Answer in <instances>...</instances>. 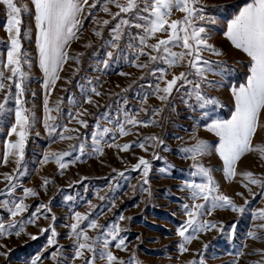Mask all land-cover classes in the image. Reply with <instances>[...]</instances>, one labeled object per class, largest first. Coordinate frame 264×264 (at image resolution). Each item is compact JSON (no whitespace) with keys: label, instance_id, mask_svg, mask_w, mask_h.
<instances>
[{"label":"rangeland","instance_id":"rangeland-1","mask_svg":"<svg viewBox=\"0 0 264 264\" xmlns=\"http://www.w3.org/2000/svg\"><path fill=\"white\" fill-rule=\"evenodd\" d=\"M23 2L27 3L30 9L33 8L31 0ZM88 2L90 5L93 0ZM246 2L250 0H201L198 5L204 9L206 17H214L217 22L212 24L197 21V24L208 29L209 43L223 53L220 56L208 51L203 53L209 61L217 62L219 70L223 73L208 74V80L219 81L218 84L201 85L204 93L218 100V104L209 105L205 110L189 107L196 105L194 97L185 103L184 94L188 88H182L179 92L174 89L167 102L150 95L152 89L149 85L159 82L161 87L165 86L151 75L152 70L168 66L163 63H149L147 55L136 58V48L144 46L139 45L138 41H131L129 34L135 36L141 33L140 29L126 28L123 37L117 42L120 48L112 49L108 45L107 42L112 39L111 29L121 18L130 19V14L121 13L113 19V14L119 12V9L115 4H109L111 14L103 12L101 7L104 0L92 9V16L88 15L86 7L81 17L79 39L73 40L67 48L69 57H78L79 63L69 59L63 65L59 73L60 79L48 95L50 108H55L60 102V111L51 113L57 117L56 123L69 129H79L78 132L64 133L73 139H60L58 135H49L44 127V101L47 93L43 87L44 73L38 64L34 10L31 14L22 13V43L24 50L31 57L32 65L31 68L25 66L29 80L24 100L25 106L34 112L35 121L25 145L24 160L17 165L15 156H8V162L5 164L7 142L17 139L15 135L9 136L10 128L15 122L12 111L15 108L14 100H9L6 106L9 111L0 116V190L5 189L7 183L3 174L17 177L14 181L17 184L15 191L11 196H0V200L18 202L24 199L28 210L15 217L17 221L28 220L38 210L39 218L35 219L34 223H25V230L19 236L14 234L15 230L12 235L0 236V253L6 254L0 255V264H31L37 256L41 257L38 264H88L92 253L85 252L83 258H75V237L70 235V225L75 222V212L90 214V219L97 218L99 225L107 226L111 222H117L124 229L120 236L125 238L126 250L115 248V241L110 245V250L125 264L130 261H133V264L137 261L138 264H200L201 261L203 264H264V254L258 251L264 250V229L257 227L264 221L256 218L257 211L264 209V187L254 184L245 187L248 182L240 175L250 171L264 179V152L259 150L264 148V112L260 114L259 126L252 139L254 150L246 153L237 162L238 174L232 180L225 178L223 161L215 151L219 137L207 129L213 119H231L235 112L233 89L246 85L250 75L251 58L241 49L235 48L225 34L227 24L238 15ZM120 3H125V0H120ZM183 16L184 13L174 10L170 19H182ZM103 20L110 23L105 26ZM5 21L6 9L0 4V41H3L0 42V54L6 56L8 35L5 31ZM24 29L30 30V38H24ZM96 31H100L101 36H96ZM166 35L158 33L156 37L149 38L147 43L154 44L159 38H166ZM130 42L133 43L132 48L127 47ZM107 51H113L114 57L105 69L101 61L106 59ZM144 51L150 52L151 49L145 47ZM173 51L182 49L176 47ZM145 63H149V67L136 66ZM189 71L191 69L187 63L177 65L168 69L166 79L171 80L173 75ZM88 78L101 93L99 96L90 93L93 103H84L86 97L81 93L80 85L86 84ZM12 91L15 92L14 85ZM146 94H149L147 101L142 102L141 98ZM5 95L6 91L0 92V101ZM70 97L75 98L77 104L70 103ZM85 109L87 112L81 119L87 121V128L71 119L69 115L78 111L84 112ZM154 110H159L158 114H155ZM203 111L209 112L208 119L203 118ZM125 112L135 116L137 120L154 122H150L147 127L126 125L130 134L120 135L115 121L117 117L123 121ZM105 113L111 118V123L102 115ZM98 120L102 127L113 130L102 142L103 154L81 156L74 163H68V167L63 170L54 159L44 161L45 155L63 152H72L71 156L64 158L65 162L75 160L77 153L73 151V146L85 140L87 150L91 152V134ZM57 131H62V127ZM147 137H158L163 144L148 141L145 145L148 151L145 152L138 144ZM199 140L207 141L212 148L210 153L198 158L199 162L212 170L220 192L231 197L245 211L239 213L227 208L216 209L211 215L202 217L218 227L199 233L197 239L185 245L188 251L181 252L179 244L183 243V240L178 235V228L187 219L183 205L193 204L190 190L185 188L184 184L191 181L200 183L203 178L190 174L194 170V162L184 158L178 150L182 147H192ZM109 144H132V147L128 151H121L120 147H109ZM165 147L168 150H165ZM154 153L163 159H154ZM140 157L149 160L152 165L147 185H142L141 172L132 171ZM17 168L20 169L19 172L16 171ZM160 168H167L168 171L161 173ZM119 172H125V176L120 177ZM45 179L50 181L46 186ZM27 188L34 189L38 195L25 197L24 189ZM68 197L72 199L69 200ZM41 205H47L50 211L41 209ZM101 211L103 215H99ZM120 215L125 217L123 221L119 220ZM0 220L5 225L12 221L10 213L2 205ZM87 223L83 222L80 227L85 228L88 235L95 239L103 229L88 228ZM50 225L58 234L55 245L49 242L51 232L42 231ZM252 231L257 233L258 239L248 235ZM33 236L36 239H32ZM53 253H56L55 259L52 258ZM95 264H106V261L97 256Z\"/></svg>","mask_w":264,"mask_h":264},{"label":"snow or ice","instance_id":"snow-or-ice-1","mask_svg":"<svg viewBox=\"0 0 264 264\" xmlns=\"http://www.w3.org/2000/svg\"><path fill=\"white\" fill-rule=\"evenodd\" d=\"M201 0H125V3H120V0H104L101 10L105 13L111 14L109 4H115L119 12L113 14V19L120 16L121 13L130 14V19L121 18L119 22L111 29L112 39L108 41V45L112 49L120 48L117 43L124 35L126 28L140 29L141 33L135 36H130L131 41H138L139 45L144 47H137L136 58L140 55H147L149 63H163L167 68L153 69L151 75L155 76L157 81L163 82L164 87L160 83L149 85L152 89L150 95L156 96L160 101L167 102L172 96L173 90L179 92L182 88H188L184 94L186 99L185 103L193 97L196 100V105H189V107L199 108L205 110L209 105L218 104V100L209 97L202 91V84L214 86L219 81L208 80V74L223 75L219 70L217 62L209 61L203 56L205 51L211 52L214 55L220 56L223 53L215 48L214 45L209 43L210 37L208 29L203 25H198L197 21H204L205 23L215 24L217 21L214 17H206L204 9L198 7ZM0 4L5 6L6 21L5 31L8 35L6 56L0 54V92H5L4 99L0 101V116H3L9 109L6 107L9 100H14L15 108L13 115L15 118L14 124L11 126L9 136L15 135V141L9 140L7 142V154L4 158V163L7 164L8 156H15L17 165L21 164L24 160V149L30 135V131L35 121L34 112L25 106L24 94L26 90L27 81L29 80V73L25 70V66L31 68V57L24 50L22 43V13L31 14L34 10L33 19L36 26V45L38 51V64L44 73L43 87L47 95L44 101V127L48 130L49 135H58L60 139H73L72 136H66L64 133L76 131L79 129H69L66 126H61L56 123L57 117L51 115L53 111L59 112V103L55 108H50L48 103V95L54 89L56 82L60 79V71L63 65L69 59L75 60L79 63L78 57H69L67 48L73 40L79 39L78 32L82 27L81 17L88 8V15L92 16V9H95L101 0H93L89 5L88 0H31L33 8H29L27 3L23 0H0ZM179 11L184 13L182 19L172 20L170 17L173 12ZM147 13V15H141ZM100 23V21H96ZM103 25H108L110 21L103 20ZM158 33H166V38H159L154 44H148L149 38H154ZM227 38L237 49H241L251 58L250 75L247 79L246 85L240 86L238 89H233L235 97V112L229 120H216L213 119L207 125L210 132L215 133L219 137V144L215 151L219 154L223 161V172L225 178L232 180L237 176L236 165L237 162L246 153L253 151L252 139L259 126L260 114L264 112V0H250L246 2L242 9L239 10L230 23L227 24L226 31ZM96 36H101L100 31L95 32ZM31 32L29 29H24V38H30ZM3 42V41H0ZM128 48L133 47V43H129ZM151 49L150 52H145L144 48ZM179 47L182 51H173V48ZM123 51V50H121ZM156 53V54H152ZM119 55V54H117ZM114 57L113 51L106 52V59L101 61L103 68L109 67V61ZM149 63L137 64V67L147 68ZM187 63L191 71L185 73L181 72L179 75H173L171 80H167L168 69L177 65ZM214 65H216L214 67ZM6 73H8L6 75ZM123 75V73H122ZM196 77L197 79H190ZM5 81L12 83L6 84ZM182 83H179L181 82ZM179 84V86H178ZM15 87V92L12 87ZM191 86V87H189ZM81 93L86 98L84 103H93L90 93L96 96L101 95L95 86L92 85L90 78L87 79L86 84H81ZM142 97V102L147 101V95ZM69 102L74 105L77 104L75 98L70 97ZM125 103H127L125 101ZM159 110H154L158 114ZM87 112L70 113V118L76 120L81 126L87 128V121L81 117ZM107 117V114H102ZM125 119L121 121L119 117L116 118V126L120 135L126 136L130 134V130L126 125L138 126L142 125L147 127L150 122L154 121H140L135 116L129 115L125 112ZM209 112L203 111V118H209ZM62 127V131L58 132L57 129ZM112 129L102 127L97 121L95 130L91 134V152L87 150V141H82L79 145L73 146V151L77 153L75 160L65 162V157L71 156L72 152L51 153L43 157L45 162L54 159L59 165L61 170L68 167V163H74L79 160L81 156L103 154L102 142L105 137L112 133ZM148 141L153 144H163L162 140L158 137H147L143 142L138 144V147L145 152L148 148L145 146ZM109 147H120L121 151H128L132 144H124L123 146L109 144ZM165 150H168L165 147ZM264 152V148L259 149ZM184 155V158L191 159L194 163V169L190 174L192 176H199L203 178V182L197 183L195 181L185 182L184 187L190 190V198L193 204L185 203L187 219L178 228V235L182 238L183 243L179 244L181 252H187L186 244L191 243L198 238V234L204 231L217 228V224L202 219V217L211 215L216 209H231L234 212L243 213L245 209L238 206L231 197L220 192V186L212 175V170L199 162L198 158L210 153L211 146L205 140H199L192 147H182L178 150ZM154 159H163L158 154H153ZM169 167H173L169 165ZM152 165L149 160L140 157L138 163L132 168V171H139L142 173V185L149 183L148 176L151 171ZM20 171L19 168L16 169ZM115 171V170H114ZM161 173H166L167 168H160ZM246 183L259 185L264 187V179L257 177L254 173L247 171L241 173ZM120 177L125 176V172H119ZM3 179L7 182L5 189L0 190V196H11L17 188L14 182L17 177L12 174H3ZM50 181L44 180L46 186ZM251 189H249L250 191ZM25 197L37 196L38 193L32 189H24ZM242 195V194H238ZM71 200V197H68ZM101 199H103L101 197ZM203 201V203H196V201ZM0 205L7 209L12 217V221L5 225L0 220V236H9L14 234L19 236L25 230V223H34L35 219L39 218V210L32 214V217L26 221H17L15 217L23 214L28 210V205L25 204L24 199L17 201L0 200ZM41 209H48L47 205H41ZM99 215H103L101 211ZM256 218L264 221V209L258 210ZM55 219V217H53ZM125 217L119 216V220L123 221ZM74 223L70 225V235L75 237L74 247L75 258H83L85 252L92 253L91 258L88 259V264H95L97 256L105 260L106 264H125L110 250V245L115 241V248L126 250L125 238L120 236L124 230L117 222H111L107 226L98 224L97 218H91L90 214L85 215L80 212L74 213ZM87 221V227L91 229H103L101 234L95 239L88 235L85 228L80 225ZM258 228L264 229V223L257 225ZM222 230V229H221ZM43 232H51L50 243L55 245L57 243L56 236L58 235L55 228L50 225L48 228L42 229ZM234 231V227H233ZM251 238L258 239L255 231L249 232ZM36 239V237H32ZM207 245H205V248ZM264 254V250H258ZM242 255L243 253H239ZM0 255H6L0 253ZM52 258H56V253L52 254ZM41 260L37 256L31 261V264H38ZM129 264H133L130 261ZM138 264V261L135 262ZM195 264V262H194ZM200 264H203L201 261ZM261 264V262H257Z\"/></svg>","mask_w":264,"mask_h":264}]
</instances>
